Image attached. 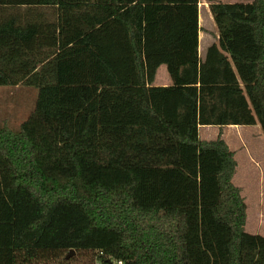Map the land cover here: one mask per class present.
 Here are the masks:
<instances>
[{"label":"trees","instance_id":"16d2710c","mask_svg":"<svg viewBox=\"0 0 264 264\" xmlns=\"http://www.w3.org/2000/svg\"><path fill=\"white\" fill-rule=\"evenodd\" d=\"M197 4L0 0V86L38 92L0 127V264H264L235 152L199 136L264 133V0L212 3L203 60Z\"/></svg>","mask_w":264,"mask_h":264},{"label":"rangeland","instance_id":"374dc122","mask_svg":"<svg viewBox=\"0 0 264 264\" xmlns=\"http://www.w3.org/2000/svg\"><path fill=\"white\" fill-rule=\"evenodd\" d=\"M37 96V90L26 85L0 86V127L18 130L34 111ZM206 127L199 132L201 140L224 137L235 151L238 161L235 184L241 188L248 207L246 231L264 236V133L261 126H242L243 129ZM236 131H239L237 140ZM87 261L84 255H79L75 264H86Z\"/></svg>","mask_w":264,"mask_h":264},{"label":"crops","instance_id":"0c3cea01","mask_svg":"<svg viewBox=\"0 0 264 264\" xmlns=\"http://www.w3.org/2000/svg\"><path fill=\"white\" fill-rule=\"evenodd\" d=\"M253 1L254 0H198L197 7H198V12H199V27H200L198 51H199L200 59H202V60L205 59L207 51L211 46H213V45L219 46L220 33H219L217 25L214 21V18L212 16V13L210 11L209 6L212 3L250 4ZM172 85H173V81H172L171 76L167 70L166 65H161L158 68L156 76H155V84L152 86L157 87V88H165V87L169 88ZM205 127L206 126L200 127L199 132L201 131L202 128H205ZM215 127H217V126H215ZM225 127H229V129H243L242 126H225ZM225 127H219V128H225ZM237 134H239V131L235 132L236 140L238 138ZM223 139H225V138L223 137ZM204 140H206V139H204ZM231 150L234 151L232 148H231ZM234 182H235V178H234Z\"/></svg>","mask_w":264,"mask_h":264},{"label":"water","instance_id":"95a60500","mask_svg":"<svg viewBox=\"0 0 264 264\" xmlns=\"http://www.w3.org/2000/svg\"><path fill=\"white\" fill-rule=\"evenodd\" d=\"M75 253V251L74 250H71V254H74Z\"/></svg>","mask_w":264,"mask_h":264},{"label":"built area","instance_id":"2783aa9c","mask_svg":"<svg viewBox=\"0 0 264 264\" xmlns=\"http://www.w3.org/2000/svg\"><path fill=\"white\" fill-rule=\"evenodd\" d=\"M118 264H122V262H119Z\"/></svg>","mask_w":264,"mask_h":264}]
</instances>
